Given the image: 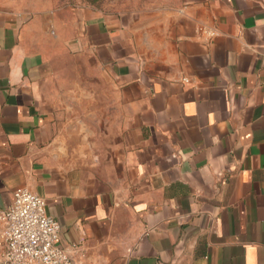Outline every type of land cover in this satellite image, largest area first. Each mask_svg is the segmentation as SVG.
Here are the masks:
<instances>
[{"label":"crops","instance_id":"crops-1","mask_svg":"<svg viewBox=\"0 0 264 264\" xmlns=\"http://www.w3.org/2000/svg\"><path fill=\"white\" fill-rule=\"evenodd\" d=\"M155 23L77 9L51 36L0 0V211L42 196L78 264H264V0ZM43 37L108 86L69 127Z\"/></svg>","mask_w":264,"mask_h":264},{"label":"rangeland","instance_id":"rangeland-1","mask_svg":"<svg viewBox=\"0 0 264 264\" xmlns=\"http://www.w3.org/2000/svg\"><path fill=\"white\" fill-rule=\"evenodd\" d=\"M179 0H12L14 7L27 21L37 20V27L47 30L53 36L52 24L60 18L70 16L74 10L91 8L95 11L131 15L138 17L141 26L156 24L157 17L170 14L178 5ZM47 33V34H48ZM36 35V39L39 38ZM44 38V37H43ZM43 49L51 52L45 66L48 75V92L55 95L58 111L64 126H71L79 110H90L91 102L79 101V95L109 93L105 80L99 85H93L90 64L84 57L65 54L54 42L44 38ZM100 109L106 108L107 103L100 99Z\"/></svg>","mask_w":264,"mask_h":264},{"label":"built area","instance_id":"built-area-1","mask_svg":"<svg viewBox=\"0 0 264 264\" xmlns=\"http://www.w3.org/2000/svg\"><path fill=\"white\" fill-rule=\"evenodd\" d=\"M4 223L0 264H78L76 247L59 245L61 226L47 202L27 187L14 191L13 203L0 211Z\"/></svg>","mask_w":264,"mask_h":264}]
</instances>
